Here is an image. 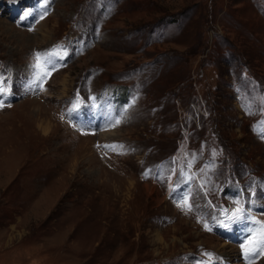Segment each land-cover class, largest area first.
Returning a JSON list of instances; mask_svg holds the SVG:
<instances>
[{
	"label": "rangeland",
	"instance_id": "374dc122",
	"mask_svg": "<svg viewBox=\"0 0 264 264\" xmlns=\"http://www.w3.org/2000/svg\"><path fill=\"white\" fill-rule=\"evenodd\" d=\"M0 105V264H264V0H0Z\"/></svg>",
	"mask_w": 264,
	"mask_h": 264
},
{
	"label": "snow or ice",
	"instance_id": "6c2138e0",
	"mask_svg": "<svg viewBox=\"0 0 264 264\" xmlns=\"http://www.w3.org/2000/svg\"><path fill=\"white\" fill-rule=\"evenodd\" d=\"M37 58H39V53H37ZM117 123H119V121H117ZM180 206L182 208H186L188 211L191 210V204L187 200H185ZM241 214L242 209L237 208L236 213L233 215L232 219H238ZM224 227H228V225L225 224ZM242 248L244 249L246 256L253 254L264 255V226L261 227L258 234L253 235L252 239L247 240L246 243L242 245Z\"/></svg>",
	"mask_w": 264,
	"mask_h": 264
},
{
	"label": "bare ground",
	"instance_id": "6f19581e",
	"mask_svg": "<svg viewBox=\"0 0 264 264\" xmlns=\"http://www.w3.org/2000/svg\"><path fill=\"white\" fill-rule=\"evenodd\" d=\"M107 101V100H106ZM105 102V101H104ZM102 103V102H101ZM106 106V105H105ZM103 107H104V105H103ZM102 108V107H101ZM96 110V109H95ZM106 112V111H105ZM102 115V114H101Z\"/></svg>",
	"mask_w": 264,
	"mask_h": 264
}]
</instances>
